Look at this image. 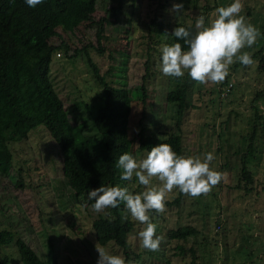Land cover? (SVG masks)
<instances>
[{"label": "rangeland", "instance_id": "rangeland-1", "mask_svg": "<svg viewBox=\"0 0 264 264\" xmlns=\"http://www.w3.org/2000/svg\"><path fill=\"white\" fill-rule=\"evenodd\" d=\"M232 2L122 0L118 21L105 23L99 34L102 52L92 46L87 48L99 71L107 69V77L112 81L117 79L114 74L119 59L117 52L125 53L123 74L126 84L141 81L145 72L143 61L148 57L147 52L150 54V74L144 81L152 85L155 91L149 93L153 101L146 105L143 121L146 123L144 134L150 135L155 144L162 137V130L175 129L170 118L173 107L165 104L162 92L166 88H173L175 82H185L188 105L179 122L183 145L180 155L203 158L204 154L212 153L215 159L211 167L222 173L221 181L207 195L192 197L174 188L166 197L165 211L158 216L150 212L152 222L157 224V235L164 237L158 251H150L142 246L138 233L144 226L133 219L134 228L128 233V239L139 257H130V254L127 264H166V261L169 264L190 261L191 264H264V73L254 75L255 59L250 66H242L236 61L229 67L226 77L227 81L232 82L231 89L226 98L220 99L224 93L217 91L221 83L199 84L187 74L176 79L161 72L160 50L167 44L165 36L176 21L195 24L196 18L203 15L207 25L215 18L217 8L226 7ZM176 3H183V12L173 11V4ZM242 3L241 14L262 34L251 48L242 51L250 53L260 46L264 51V34L261 31L264 28L261 19L264 18V0H242ZM110 4H113V0H97L95 18ZM154 15L166 24L164 31L159 30L154 37L156 41L152 43L154 49H151L146 47L147 33L149 20ZM57 30L59 37L70 48H78L89 41L96 44L93 29L86 22L73 30ZM59 37L54 36L49 41L56 43ZM58 52L52 55L49 62L54 89L64 101H69L68 109L76 117L87 116L88 110L94 107V96L100 92L99 84L84 53L65 57L61 51ZM257 91L259 93L256 95ZM84 103H87V108ZM135 110L137 113L134 115L138 117L140 109ZM254 113L259 116L256 117ZM252 119L256 125L254 155L247 160L252 179L247 183L249 189L244 190V180L237 172L238 154L245 150L248 139L242 135L246 136ZM137 128L138 125L134 124L130 131L134 132ZM47 135L41 128L29 131L28 136L13 148V172L0 173V227L6 226L14 231V236L22 237L40 256L48 258L52 255L56 264H97L98 252L91 227V218L95 217L96 212L82 201L81 196L71 201L67 182L60 170V159ZM146 155L136 157L139 160ZM11 173L20 174L22 187L15 186ZM133 176L131 181L119 182H124V187L133 193L144 191L145 186L140 185ZM152 183L158 184L159 181L154 178ZM177 196L179 200L175 203L172 200ZM217 219L221 223L219 229H215ZM180 224H187L195 231L184 241L168 238L166 230ZM177 242L183 244L182 253L174 247ZM105 248L111 254H122L124 257L118 246L110 244ZM2 250L14 256L10 264H17L13 244L4 246Z\"/></svg>", "mask_w": 264, "mask_h": 264}, {"label": "trees", "instance_id": "trees-1", "mask_svg": "<svg viewBox=\"0 0 264 264\" xmlns=\"http://www.w3.org/2000/svg\"><path fill=\"white\" fill-rule=\"evenodd\" d=\"M96 2L97 0H42V3L35 7H29L25 0H0V173L13 172V148L18 141L28 136L29 131L41 128L47 132L51 145L56 148L60 170L67 182L71 201L81 196L82 201L91 207L94 201L88 199L89 191L101 185L125 186L124 182H119L123 170L117 168L118 158L124 152L141 157L152 147L168 143L178 155L182 153L179 122L184 108L188 105L185 82H175L173 88H166L162 92L165 104L169 108L173 107L170 118L175 124V129L162 130V137L156 144L150 135L144 134L146 123L143 118L146 117V105L153 101L149 93L155 91L152 85L144 81L150 74V54L147 52L148 57L143 61L145 72L141 81L134 84H126L124 79L126 54L122 51L117 52L119 59L114 70L116 80L108 79L107 69L100 72L88 55L87 48L92 46L96 51L102 52L99 34L105 23L118 21L122 0H113V4L99 12L97 18L94 16L97 10ZM261 19L264 21V18ZM82 22H86L88 27L93 29L96 44L89 41L82 43L78 48H70L69 44L59 37L57 28L59 31H69ZM165 24L157 15L150 18L147 48L154 49V37L159 30L164 31ZM189 24L194 28L193 22L176 21L165 36L167 44L179 42L183 45V41H178L171 35L176 27H187ZM261 31L264 34V28ZM54 36L59 37L56 43L49 41ZM58 50L65 57L84 53L99 84L100 92L94 96V107L88 110L87 116L76 117L68 109L69 101H64L54 89L49 62L53 54H59ZM250 53L252 59H255L254 75L264 73L262 46ZM231 85L232 82L227 81V78L219 85L218 93L226 92L225 95H220V99L226 98ZM257 93L259 92L257 91L256 95ZM224 101L230 102L227 99ZM84 105L87 108V103ZM135 108L140 109L138 117L134 115L137 113ZM254 115L259 116L256 113ZM133 117L138 118L136 122ZM88 120L89 123H86ZM252 121L246 136L242 135L248 139L245 150L238 154L237 172L244 180V190L249 189L247 183L252 179L247 163L248 157L254 155L253 138L256 135V125L255 120ZM134 124H137L138 128L132 132L130 129L134 128ZM11 175L15 178V186L22 187L20 174ZM178 200L177 196L172 201L178 203ZM151 212L159 215L154 210ZM217 221L219 220H216L215 229L221 226ZM133 222L123 203L117 208L96 212L95 217L91 218L96 244L102 247L110 244L120 247L126 264L130 254V257H139L131 248L128 239V233L134 228ZM194 231L191 226L180 224L168 228L166 234L170 239L184 241ZM10 244L16 247L17 264H56L52 255L48 258L40 256L30 244L22 237L14 236V231L6 226L0 227V264H10L14 259L11 253L2 250ZM174 247L179 253L184 250L182 242H177ZM167 262L166 264H169Z\"/></svg>", "mask_w": 264, "mask_h": 264}, {"label": "clouds", "instance_id": "clouds-1", "mask_svg": "<svg viewBox=\"0 0 264 264\" xmlns=\"http://www.w3.org/2000/svg\"><path fill=\"white\" fill-rule=\"evenodd\" d=\"M29 7H35L42 0H25ZM183 3L173 4V11L183 12ZM242 0H233L226 7L216 9L215 18L205 23L199 15L194 24L176 27L172 35L179 42L161 47V72L167 77L182 78L187 74L199 84H220L229 75V67L239 61L244 66L254 63L251 48L260 30L247 22L242 15ZM186 46V47H185ZM215 159L212 153L200 156L178 155L168 143H160L151 148L142 159L128 152L121 154L117 168L122 169L121 180L131 181L133 175L145 190L131 192L128 187L105 186L88 192V199L94 201L92 209L103 212L117 208L123 203L131 217L144 227L138 233L142 246L150 251H158L164 237L157 235V224L152 222L151 211L163 213L166 197L178 188L192 197L207 195L222 179V173L211 167ZM159 181L153 184V179ZM97 264H126L122 254H111L105 247L97 246Z\"/></svg>", "mask_w": 264, "mask_h": 264}]
</instances>
